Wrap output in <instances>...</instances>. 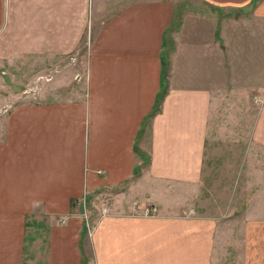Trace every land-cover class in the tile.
I'll use <instances>...</instances> for the list:
<instances>
[{"label":"crops","instance_id":"0c3cea01","mask_svg":"<svg viewBox=\"0 0 264 264\" xmlns=\"http://www.w3.org/2000/svg\"><path fill=\"white\" fill-rule=\"evenodd\" d=\"M31 58L36 83L0 98V264H256L264 0H0V82ZM232 103L252 111L261 187L238 209L196 208ZM99 199L107 212L86 233L81 203Z\"/></svg>","mask_w":264,"mask_h":264},{"label":"rangeland","instance_id":"374dc122","mask_svg":"<svg viewBox=\"0 0 264 264\" xmlns=\"http://www.w3.org/2000/svg\"><path fill=\"white\" fill-rule=\"evenodd\" d=\"M17 64L22 65V63ZM41 64V60L31 58L29 62L25 63V65L32 67L29 73H24L22 68L17 65L16 67L20 69H16L14 75L7 77V74H4L3 82H0V98H6L8 94L14 93L16 99H21L27 85L36 83V77L39 75L36 72V66ZM23 83L25 86H23ZM36 90L37 88H35ZM249 117H252V111H247L246 105L232 103L231 105H222L219 108L216 115L215 129L212 133L210 131L206 143L202 167V184L200 192L196 193L194 202L196 208L199 199H202V201L206 199V202L210 203L212 207L219 206L223 208L224 205H232L238 209V207L246 205L248 196L260 189L261 186L258 182L263 172V158L248 143L247 132L251 121ZM142 159L145 161L144 158ZM231 194H234L233 200ZM93 204L91 202L87 207L86 204L81 203L80 206V217L83 220L86 233L91 230L98 217H102L107 212L106 202L99 199L95 200ZM242 229L234 228L233 236L231 233V239L236 241V245L233 249L230 248L227 256L230 255V251H233L230 257L240 255L238 244L243 240ZM228 233L223 231L224 239L229 238ZM255 235L256 242H262L261 238L264 236V231L261 228H256ZM263 259V246L261 245L259 248L256 246V264H262Z\"/></svg>","mask_w":264,"mask_h":264},{"label":"trees","instance_id":"16d2710c","mask_svg":"<svg viewBox=\"0 0 264 264\" xmlns=\"http://www.w3.org/2000/svg\"><path fill=\"white\" fill-rule=\"evenodd\" d=\"M167 57L165 52H162L160 55V77H159V92L156 96L155 103L153 110H155L160 102V99L165 91V78L167 74ZM134 174H136V171H134Z\"/></svg>","mask_w":264,"mask_h":264},{"label":"built area","instance_id":"2783aa9c","mask_svg":"<svg viewBox=\"0 0 264 264\" xmlns=\"http://www.w3.org/2000/svg\"><path fill=\"white\" fill-rule=\"evenodd\" d=\"M154 210L148 209V208H144L143 210V215H149L150 213H153Z\"/></svg>","mask_w":264,"mask_h":264}]
</instances>
